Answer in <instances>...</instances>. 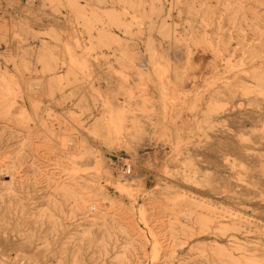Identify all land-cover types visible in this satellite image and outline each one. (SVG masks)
I'll list each match as a JSON object with an SVG mask.
<instances>
[{"label":"rangeland","instance_id":"rangeland-1","mask_svg":"<svg viewBox=\"0 0 264 264\" xmlns=\"http://www.w3.org/2000/svg\"><path fill=\"white\" fill-rule=\"evenodd\" d=\"M262 1L252 2L261 41ZM222 8L219 0H0V205L18 241L48 231L86 264H264V95L250 78L264 67V47L255 54V30L245 36L223 18L228 50L209 33L202 47L195 32L218 27L210 22ZM7 25L22 39L20 58L8 56L19 42L8 47ZM186 44L206 57H177ZM10 76L41 79L43 91L23 102L24 86ZM240 76L247 90L233 88ZM224 84L232 90L212 96ZM58 132L81 142L75 164L54 147ZM197 201L207 206L201 235L187 214L200 210ZM151 231L164 247L158 260ZM45 242L36 237L24 255L56 262L34 255Z\"/></svg>","mask_w":264,"mask_h":264},{"label":"bare ground","instance_id":"bare-ground-1","mask_svg":"<svg viewBox=\"0 0 264 264\" xmlns=\"http://www.w3.org/2000/svg\"><path fill=\"white\" fill-rule=\"evenodd\" d=\"M50 2H53L54 0H49ZM219 1H223L225 8H222V14L220 18H215L213 16L214 12L217 11V9L212 10L210 13L213 16V19L211 20L210 23L216 24L218 27H216L215 29L211 30L210 32L206 29H201V31L199 32H195V34L198 36L199 39L203 40V45H201L202 47H204L206 49V43H205V36L206 33L210 34V36L213 38V41L215 44H217V46L221 47V51L228 50V39L231 38L232 34L227 32V29L225 28L226 25L231 24L233 26H235L237 29L238 28H242L245 31V36H251L248 35V30L249 28H252V31L254 32L252 35L253 37H255V41H253L250 45V48H253L254 53L257 55H260L262 53L261 51V47H264V40L261 41L260 37H261V30L262 27L260 25V16L258 11L253 8V6H256L255 4H253L252 2L255 3H263L262 0H234V7L231 9L230 5L232 4L231 0H219ZM194 2V1H193ZM199 2V1H198ZM247 3V4H244ZM53 4V3H52ZM211 2H207L206 8L208 7H212ZM77 6V8L80 7V5L78 3L75 4ZM136 5V3H134V6ZM191 6L193 8H195L196 6L194 4H191ZM209 13V12H208ZM225 19L227 21L226 25H222V22L224 20L221 19ZM18 26L21 29H26L29 27V25H26L25 23L19 22ZM239 26V27H238ZM29 29V28H28ZM6 31H9L10 35H12L11 37L5 38L4 37V41H6L9 46L8 47H12L11 44L15 43L16 41L19 42L18 46H13L12 50H8V56L10 58H20L21 55L24 53L20 50L21 46V41L22 39L19 38V35L16 34V32L12 31L11 27H9L7 25V29ZM198 39V40H199ZM202 44V43H201ZM187 45V44H186ZM190 47V44L186 46V50H180L181 52L177 53L176 52V56L177 57H183V58H190V57H195V59H199L202 60L205 56L204 53H201L200 51L195 52V51H191L190 49H188ZM195 47V46H194ZM196 48V47H195ZM203 48V49H204ZM219 49V48H218ZM227 49V50H226ZM38 53V52H37ZM136 54V53H135ZM133 53V55H135ZM213 54L216 55V52H213ZM206 57V56H205ZM195 62H199V60H197ZM251 75L250 78L252 79H256L259 81V86L263 87L262 90H260L261 92L259 94L264 95V67H260V69H257V67H254L253 70H251ZM5 77L4 73L0 71V82L1 80ZM11 78V82L14 83H22V77H14V76H10ZM108 78V77H107ZM106 78V79H107ZM108 80V79H107ZM246 78L245 77H238L236 78V80L234 81L233 84H235L233 86V84H224L221 85L219 87H217L216 90H214L215 92L212 93L213 95H220L223 92H226L228 90H232V86L233 88H241L244 90L248 89V83L246 82ZM11 84V83H10ZM1 85V84H0ZM113 84H109V88L113 87ZM22 86H24V94H23V102L28 103V100H32L34 98V95L37 93L36 90L40 89L43 91V87H44V82L41 79H32L29 80L28 83L23 82ZM103 87V86H102ZM196 87V86H195ZM9 89V93L12 92L13 89L12 87H10V85L7 84V87ZM108 88V86H107ZM18 90V88H17ZM109 90V89H108ZM226 90V91H225ZM105 91V89H104ZM2 93L1 88H0V94ZM42 93V92H41ZM252 103L258 104V97L251 99ZM18 109L24 111L25 107H23L22 105L20 107H18ZM4 110L5 108H3L0 111V115L2 116L4 114ZM36 114L33 113V109H32V115L31 118L33 116H35ZM34 119V118H32ZM59 133V132H58ZM225 133V132H223ZM47 136L49 137L50 133H46ZM23 135V140L26 141L28 140V133L25 132L22 134ZM50 140V139H49ZM79 139H77L74 135H70V134H64L59 133L57 134V138L56 139H52V141L55 142V148L57 150H63V151H68L67 154L69 155V160L72 161L73 164L76 163V158L79 157V155H81L80 157L82 158V154L83 152H81L82 150V144L80 146V143L78 141ZM47 146L50 147V144L48 142ZM49 144V145H48ZM53 146V145H52ZM53 148V147H52ZM51 148V149H52ZM235 149V147L233 146L232 149ZM244 155L245 156H254L255 153L250 151V147L246 146L244 149ZM88 158V157H86ZM134 162V161H133ZM125 164L123 165L124 169H127L129 166V163L127 164L126 162H124ZM260 169V174H261V178L264 179V166L259 164ZM10 197V195L8 196ZM199 202V204H198ZM204 202L202 201H197L195 202V206H200V210L195 209L194 212H187L188 215H195L196 217V222L198 224H200L201 226L199 228H197L198 233L201 235L203 232H205V228L207 226V221L208 219L206 218V213L203 211V208L205 207V209L207 208V206L202 205ZM92 208H95V214L97 213V204L96 203H92L91 204ZM7 207L5 206H1L0 205V244L3 247V252H0V264H17V262H19V260L22 259H27L28 261H31V259L28 257V255H24V252H26L25 249L30 250L32 248V245L34 243V239L36 237H38L40 240H46L45 244L42 247H39L35 250L34 255H42L44 258H48L49 254H53V257H56V262L52 263V264H86V261L84 260V258H81L80 253L73 251V252H69V246L67 245H63L62 243H58V238L57 237H52L50 236V234H48V231H46L45 233H41L38 232L36 230H33L32 232H30L27 236V239L25 240H20L18 241L19 238V229L17 228V226H15L12 230H10V228L7 226V218H8V214H7ZM193 212V213H192ZM144 213V212H143ZM107 213H103L99 211L98 214V218L100 217V219H94L95 220V224L99 227V230L101 232L106 233V231H108L109 229V221L107 218ZM148 226L151 227V224L149 221L145 222ZM36 233V234H34ZM56 238V240H55ZM146 243L149 244V242L152 243L153 246V252L156 255L155 258H157L160 254V251L162 250L163 252V243L160 241V237L158 236L157 232L152 233L151 231V236H147L146 238ZM53 241L55 244L59 245V249L57 251H55L53 249ZM83 247V244L81 243L77 249H81ZM171 247V245L169 246ZM70 253L71 254V258L69 256H67L66 254ZM174 253V251H173ZM172 254V252H171ZM11 255V258L9 257L8 259H4L3 256H9ZM21 259V260H22ZM35 260V259H34ZM34 260L31 261V264H34ZM155 260H158L155 259ZM37 264H48L47 261H44L42 263H37Z\"/></svg>","mask_w":264,"mask_h":264}]
</instances>
